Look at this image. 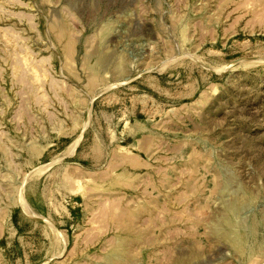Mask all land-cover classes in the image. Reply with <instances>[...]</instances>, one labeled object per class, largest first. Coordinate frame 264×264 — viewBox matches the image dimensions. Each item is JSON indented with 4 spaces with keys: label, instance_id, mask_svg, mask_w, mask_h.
<instances>
[{
    "label": "rangeland",
    "instance_id": "374dc122",
    "mask_svg": "<svg viewBox=\"0 0 264 264\" xmlns=\"http://www.w3.org/2000/svg\"><path fill=\"white\" fill-rule=\"evenodd\" d=\"M0 264H264V0H0Z\"/></svg>",
    "mask_w": 264,
    "mask_h": 264
}]
</instances>
